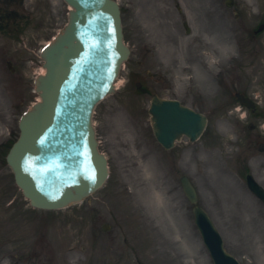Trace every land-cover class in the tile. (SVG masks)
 Returning a JSON list of instances; mask_svg holds the SVG:
<instances>
[{
  "label": "rangeland",
  "instance_id": "obj_1",
  "mask_svg": "<svg viewBox=\"0 0 264 264\" xmlns=\"http://www.w3.org/2000/svg\"><path fill=\"white\" fill-rule=\"evenodd\" d=\"M117 1L124 11L126 44L132 49L144 45L153 48L157 63L153 61L154 65L147 58L142 60L149 64L147 68L151 73L159 75L153 82L154 92L211 112L214 108L194 99L192 93L200 87L205 98L215 93V83L210 77L215 69L205 51L215 55V51H228L222 56L236 54L235 31L230 34L231 41L229 35L220 33L216 26L201 22L208 0H184L193 18L190 25H195L190 37L179 34L184 29L174 7L177 1ZM201 5H204L203 11L199 10ZM24 9L33 22L26 27L20 40L0 34V143L9 139L10 132L12 137L17 134L21 112L37 101L34 80L43 70L41 49L68 22L69 7L63 0H25ZM237 24L241 23H233ZM174 33L176 39L171 36ZM197 34L198 40L194 38ZM212 40L214 44H208ZM193 43L200 45L187 53L186 47L190 48ZM245 50L248 58L254 57L256 44L249 45L248 49L245 46ZM138 59L133 56L131 63L123 67L118 81L120 90L100 104L94 117L100 146L111 161L112 184L91 196L82 206L40 216L44 224L54 221L47 233L50 242L62 244L57 264L64 253L67 254L62 258L64 263L133 264L136 252L142 260L154 264H210L193 219L189 221V203L180 187L184 174L196 183L201 204L212 216L227 249L242 264H264V207L251 197L240 167L236 168L231 158L241 151L244 139L258 142L257 135L264 136V119L253 121L256 130L252 131V120L238 117L237 123L227 113H221L220 119H211L209 127L216 133L218 143L223 141L221 147H208L204 140L190 143L183 139L175 152H166L156 146L151 134L148 113L151 94L136 97L130 93L135 86L129 83V77L136 70ZM9 64L16 71L13 72ZM238 73L245 77L251 73L253 92L262 101L264 86L256 65L247 66ZM244 115L243 111L239 116ZM119 128L121 133L117 135ZM238 134H242L241 139H237ZM141 140L154 150L146 151L144 145L141 147ZM256 152L257 147L253 146L244 150L243 155L250 158ZM249 161L254 174L264 184V158L259 156ZM1 162L2 157L1 195L5 193L6 199L21 198L11 170L4 168ZM158 194L162 201L157 199ZM1 206H4L3 201ZM88 209L93 213L84 220L82 217H86ZM0 216L4 215L0 213Z\"/></svg>",
  "mask_w": 264,
  "mask_h": 264
},
{
  "label": "water",
  "instance_id": "obj_2",
  "mask_svg": "<svg viewBox=\"0 0 264 264\" xmlns=\"http://www.w3.org/2000/svg\"><path fill=\"white\" fill-rule=\"evenodd\" d=\"M68 1L77 12L73 13V23L65 35L44 55L48 76L43 77L38 86L44 103L22 125L24 137L18 146L20 150L31 146L42 163V168H37L39 173L56 172L60 174L54 175L67 179L77 177L76 186L68 187L62 198L51 201L52 192L48 186L38 188L36 176H19L27 194L37 192L43 198L41 205L49 207L82 199L98 189L108 176L106 162L97 151L91 112L110 89L111 81L107 77L112 73L113 54L123 57L127 50L121 43L119 27L116 28L119 14L115 4H105L103 0ZM108 26L113 33H118L109 35ZM113 65L116 66L115 61ZM151 112L156 132L168 148L183 135L196 140L205 128L204 118L176 101L155 98ZM88 157L93 158L89 173ZM69 168L76 171L74 176L69 177ZM182 184L187 197L196 203L198 195L189 179L184 178ZM249 186L264 200L261 187L251 179ZM195 213L219 264H236L225 255L208 215L199 207Z\"/></svg>",
  "mask_w": 264,
  "mask_h": 264
},
{
  "label": "flooded vegetation",
  "instance_id": "obj_3",
  "mask_svg": "<svg viewBox=\"0 0 264 264\" xmlns=\"http://www.w3.org/2000/svg\"><path fill=\"white\" fill-rule=\"evenodd\" d=\"M225 3L226 6V0H222ZM259 17H258V24L257 26L251 30L252 32V37L253 39H261V37H263L264 35V0H259ZM243 5L237 2H234L233 6L231 9H228L229 11L232 12H237V17H240L241 12L243 11ZM222 17L225 18L227 17L226 13L222 14ZM260 26L263 27V31L261 33H257V30L260 28ZM236 90L239 91V89L235 88ZM223 91H229L228 87H222ZM24 255V254H23ZM26 258H21L18 260L19 264H41L40 263V259H39V254H37L36 252H33L30 255H24Z\"/></svg>",
  "mask_w": 264,
  "mask_h": 264
},
{
  "label": "bare ground",
  "instance_id": "obj_4",
  "mask_svg": "<svg viewBox=\"0 0 264 264\" xmlns=\"http://www.w3.org/2000/svg\"><path fill=\"white\" fill-rule=\"evenodd\" d=\"M1 94H2V93L0 92V96H1ZM116 133H117V135H120V133H121V130H120V128H119V129L116 131ZM157 199H158V200H160V201H162V200H163V198L161 197V195H160V194H158V195H157Z\"/></svg>",
  "mask_w": 264,
  "mask_h": 264
}]
</instances>
